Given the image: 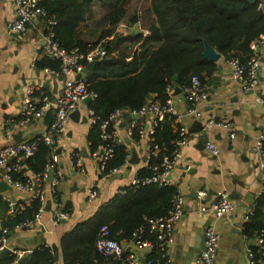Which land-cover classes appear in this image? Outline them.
Returning a JSON list of instances; mask_svg holds the SVG:
<instances>
[{
    "label": "crops",
    "instance_id": "0c3cea01",
    "mask_svg": "<svg viewBox=\"0 0 264 264\" xmlns=\"http://www.w3.org/2000/svg\"><path fill=\"white\" fill-rule=\"evenodd\" d=\"M94 3V11L92 8L93 13L84 24H89L93 28L92 31L97 33L106 25L102 20L109 9L104 5L106 8L96 13L98 2ZM137 11L142 13V8H138ZM14 14L15 0H0V149L7 144L42 134L49 125L46 124L45 116L34 119L27 125L18 124L17 119L29 86L35 85L39 91L51 97L58 96L64 86L62 75L40 69L36 65V62L46 55L44 19H36L26 31L20 32V37L16 39L12 37L13 31L8 27ZM120 23L128 24L126 20ZM122 27L117 28V31L124 35L130 34L131 29L135 33L149 32L141 16L132 28L129 29L128 25ZM90 35L91 31L87 29L86 36ZM109 37L111 39L113 36ZM90 39L95 40V37L90 36ZM126 40L130 41L129 38ZM136 47L138 44L134 49ZM258 54L259 84L254 90H244L223 55L218 61H214L217 68L212 76L205 74L206 82H202L206 85L205 99L194 103L187 96V87L180 88L175 85L168 90L170 93L168 98L172 100L175 110L173 115L176 126H184L188 130L187 143L180 146L182 156L171 173L172 181L185 197L184 214L176 225L167 248L172 264H200L198 259L204 250L202 243L208 226L214 227L219 234L216 264H250L247 251L254 245L255 238L251 239L244 235L242 226L245 215L255 211L260 199L261 210L257 220L264 226V169L260 167L258 152L255 149L256 138L264 130V42ZM83 76H87V71ZM177 88L182 90L178 91ZM89 103L84 102L79 109L82 117H87L86 120H75L70 117L67 132L59 141L56 150L63 177L55 187L62 207L66 202H72L71 217L54 224V193L52 181L47 179L45 206L50 200V208L44 211L38 222L19 226L10 231L7 235L9 247L19 249L25 254L43 244L58 246L63 233L94 214L98 207L117 194L119 189L129 186L140 173L139 169L148 166L151 155L150 134L155 115L150 112H124L117 118L115 127L118 134L125 142L130 141L128 159L132 146L141 160L133 165L127 161L118 170L103 173L100 168V155L91 154L89 149L88 132L93 125L87 112ZM52 111L54 113L55 108H52ZM217 116L220 117V121H229L233 124L235 133L233 137L229 130L218 125L194 132L195 121L201 119L206 125L210 119L214 121ZM133 122L144 127L141 130L142 137L137 141L131 140L130 137ZM18 132L21 135L16 138ZM206 137L217 145L218 154L206 148L208 142L205 141ZM74 151L82 154L81 168L73 167ZM143 157H146V160H143ZM23 169L30 176H34L25 166ZM92 189L97 190L95 197L90 196ZM222 190H228L234 200L235 209L232 212L217 215L201 209L202 204L210 206L215 203L219 191ZM202 191L206 192L203 197L199 195ZM3 194L13 201L29 205L34 198L35 189L12 187ZM8 214V211H4L0 206V221ZM126 247L135 252L141 262L144 254L152 250L148 247L139 248L130 240H127Z\"/></svg>",
    "mask_w": 264,
    "mask_h": 264
},
{
    "label": "trees",
    "instance_id": "16d2710c",
    "mask_svg": "<svg viewBox=\"0 0 264 264\" xmlns=\"http://www.w3.org/2000/svg\"><path fill=\"white\" fill-rule=\"evenodd\" d=\"M96 1L109 9L102 20L106 25L97 33L89 24H84L93 13ZM260 1L263 0H147L142 13H138L130 10L133 0H41L49 16L56 19L54 29L62 46L67 49L78 47L86 52L102 44L107 49L106 55L98 59L93 69L88 64L86 67L87 87L98 94L89 103L99 117L88 132L90 153H94L102 142L100 123L117 108L125 113L139 112L149 102V93L155 95L152 102L163 104L169 97V88L175 85L189 87L193 75H198L205 83V74L212 76L217 68L216 62L204 55L205 41L214 46L225 60L238 57L244 62L249 61L251 42L264 34V7L258 8ZM140 16L149 30L147 34L143 31L135 33L133 29L128 35L117 31L122 20L128 22L125 24L130 29ZM87 29L95 40L86 36ZM109 36L113 37L110 39ZM136 44L138 47L134 49ZM36 65L40 69L56 71L61 68L60 61L49 55L43 56ZM176 125L175 116L167 114L156 126L154 136L161 149L157 156H149L148 166L139 169L140 176L150 174L149 165L159 161L163 154H172L177 148L176 140L180 133ZM143 128L136 124L130 133L131 140L141 139ZM39 136L41 134L31 140ZM114 148V156L103 173L128 161L129 149L125 141L117 143ZM51 155V147L40 140L35 153L22 161L23 166L32 175L42 173ZM14 178L25 181L24 169L14 173ZM124 188V194H115L94 214L63 233L61 246L65 264H129L124 262L132 252L128 247L121 258L107 257L98 251L102 225L108 224L112 238L120 242L122 239L131 240L134 231L146 223V217L168 214L178 192L176 185L155 183ZM55 195L60 200L57 190ZM41 205L40 197H34L24 209L12 214L8 212L0 221V235L4 228L8 229L6 235H9L19 226L30 225ZM0 206L4 211L9 209L2 198ZM62 208L72 213L73 204L68 201ZM260 210L261 199L250 220L243 224L244 235L251 239L264 228L257 220ZM144 238L155 239V236L146 231ZM252 248L256 249V246ZM58 257L57 245L43 244L26 252L17 262H14V254L0 257V264H56ZM142 260V264L165 262L162 251L156 246L145 253Z\"/></svg>",
    "mask_w": 264,
    "mask_h": 264
},
{
    "label": "built area",
    "instance_id": "2783aa9c",
    "mask_svg": "<svg viewBox=\"0 0 264 264\" xmlns=\"http://www.w3.org/2000/svg\"><path fill=\"white\" fill-rule=\"evenodd\" d=\"M262 7H264V0L260 1L258 5V8ZM36 19H44L46 21V28L44 31L46 55L58 59L61 63L59 71L50 68H46V70L54 74L62 75L64 77V86L61 93L56 97H51L39 91L35 85L28 87L26 97L21 106L20 116L17 119L18 124L27 125L34 119L46 116L49 110L55 108L53 119L44 133L38 138L7 144L0 149V181H4L12 187L23 189H33L35 187L34 185L37 186L34 197H40L42 205L35 214L34 220L30 222V224H34L42 218L45 211V182L48 179V172L54 170L55 175L53 180H51L54 193L53 202L55 203L53 222L54 224H59L69 219L71 213L62 208L60 200L55 195V186L63 177V172L59 166L58 155L56 154L57 145L67 132V125L71 113L79 110L86 98L90 97L91 100H93L98 96L95 91H90L88 89L86 78L83 76V73L86 71L87 64L94 59L104 57L107 53V49L102 44L86 52L80 50L78 47L67 49L62 46L56 37L54 29L57 23L56 19L49 16L48 11L41 5V0H15V14L13 19L9 21L8 27L12 31L23 32L26 31L27 27L32 25ZM120 25L124 27L126 24L121 23ZM263 42L264 34L251 42L250 48L252 54L249 61L244 62L238 57L227 60L228 64L233 69L235 78L240 80L246 91L254 90L259 84L260 57L258 51ZM186 92L188 98L194 103L205 99L207 96L206 85L202 83L198 75L192 76L191 84L186 88ZM87 112L90 115L92 123H96L99 117L96 115L95 111L88 106ZM139 112H150L155 115L151 128L149 147L151 154L157 156L161 147L154 136L155 128L167 114H174L175 110L172 100L168 98L163 104L149 100ZM123 113V109L117 108L110 114L108 119L100 123L99 128L102 142L94 153L100 155V168L102 170L106 169L110 159L114 156L115 145L124 142V139L118 134L115 127L117 118ZM212 125H218L229 130L232 137L235 135L234 126L229 121L215 122V120L213 121V119H210L205 126L211 127ZM135 126L136 122H133L131 130ZM110 127L112 129H110ZM179 133L180 138L176 140L177 148L174 149L172 154H163L159 161L149 165L150 174L146 176L136 175L129 185L130 188H136L143 184L151 183L160 186L175 185L171 179V173L182 156L180 146L187 143L188 130L186 127L181 126L179 127ZM40 140L52 149L51 159L46 165L45 171L34 176H29L27 172L24 171V176L26 177L25 181L14 178V173L20 172L23 169L22 161L24 158H28L35 153ZM206 148L214 154L219 153V148L212 141L206 143ZM255 149L258 152L260 167L264 169V130H262L256 138ZM72 157L73 167L81 168L83 164L81 152L74 151ZM119 168L120 167L114 168L111 171H116ZM125 192V188L118 190L119 194H124ZM96 195L97 190L92 189L90 191V196L95 197ZM199 195L203 197L206 195V192H199ZM0 198L8 203V212L11 214L15 213L17 210L24 209L25 206L28 205L25 202L13 201L1 192ZM184 202L185 197L178 191L173 198L172 206L168 214L157 217H146V223L134 231L130 240L132 244L139 248L148 247L150 249L156 246L162 251V256L165 259L164 264H172V258L167 248L174 229L184 214ZM201 209L204 211L209 210L217 215H222L232 212L235 209V203L231 198L230 192L228 190H222L219 191L215 203L210 206L202 204ZM253 213L254 211H250V213L245 215V222L250 220ZM146 231L153 234L155 239L144 238ZM6 232L7 228H4L3 234L0 235V252L4 247L8 246ZM254 238L256 249L250 247L247 251L250 264H264V228L257 231ZM218 241V232L214 227L208 226L205 232V248L202 250L198 259L200 264H216ZM11 249L12 251L10 254L15 255L14 262H17L18 259L23 256L24 252L19 249ZM97 249L104 256L121 258L125 252L126 246H123L120 241L112 238L110 236L108 224H104L100 229ZM126 261L129 264H142L138 255L133 251L124 258L125 263Z\"/></svg>",
    "mask_w": 264,
    "mask_h": 264
},
{
    "label": "water",
    "instance_id": "95a60500",
    "mask_svg": "<svg viewBox=\"0 0 264 264\" xmlns=\"http://www.w3.org/2000/svg\"><path fill=\"white\" fill-rule=\"evenodd\" d=\"M250 1L251 2H254L256 0H250ZM11 35H12V37L18 39L20 37V32L13 31L11 33ZM204 55H205V57H207L208 59L213 60V61H218L221 58V56H222V54L214 46H212L211 44H209L207 41H205ZM97 61H98V59H94L93 61H90L88 63V67L90 69H93V67L95 66V64L97 63ZM176 77L177 76H175V78ZM176 90L181 91L182 89L177 88ZM154 96H155L154 94L149 93L147 95V98H148V100H153L154 99ZM90 101H91V98L90 97H88V98L85 99V102L86 103H89ZM70 117L72 119H75V120L82 119L83 121L86 120V118H87L86 116H83L82 117L80 110H76L73 113H71ZM52 119H53V113H52V110H49L46 113V116H45L46 124H50L51 121H52ZM214 120H215V122H219L220 121V117L217 116ZM195 123H196V126H195V131L194 132H200L202 130L208 129V127H206L204 125V122L201 119L195 121ZM19 135H21L20 132H18V134H16L15 137L18 138ZM17 141H19V140H17ZM205 141H209V138L206 137L205 138ZM126 143L127 144H130V141L127 140ZM140 160H141V157L138 155V153L136 152L135 148L131 146V156L128 159L129 164L130 165L137 164V163L140 162ZM143 160H146V157H143ZM54 175H55L54 170H50L48 172V180L49 181L53 180ZM7 189H9V190L12 189V186L8 185L4 181H0V192L1 193H4L5 191H7ZM34 189L35 190L37 189V186L36 185H35ZM45 207H46L45 210H48L50 208V200H48L46 202V206ZM121 243H122L123 246H126L127 241L125 239H122L121 240ZM204 248H205V239H204V241L202 243V249H204ZM11 251H12L11 247H8V246L7 247H4L1 250V252H0V257H6L8 254L11 253ZM58 256L59 257H58V261H57L56 264H65L64 253H63V249H62V246H61V240L58 242Z\"/></svg>",
    "mask_w": 264,
    "mask_h": 264
},
{
    "label": "rangeland",
    "instance_id": "374dc122",
    "mask_svg": "<svg viewBox=\"0 0 264 264\" xmlns=\"http://www.w3.org/2000/svg\"><path fill=\"white\" fill-rule=\"evenodd\" d=\"M146 4H147V0H133L132 4L130 6V10H131V12H136L138 8H143ZM104 8H106V7L98 4L95 12L100 13L104 10Z\"/></svg>",
    "mask_w": 264,
    "mask_h": 264
}]
</instances>
